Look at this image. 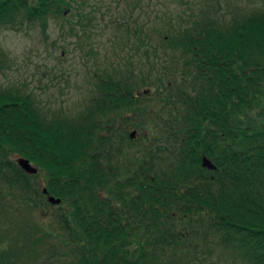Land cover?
Instances as JSON below:
<instances>
[{
	"label": "trees",
	"instance_id": "16d2710c",
	"mask_svg": "<svg viewBox=\"0 0 264 264\" xmlns=\"http://www.w3.org/2000/svg\"><path fill=\"white\" fill-rule=\"evenodd\" d=\"M70 7L69 0H0V28L35 20L45 31L50 16H64ZM78 22L68 27L72 36L82 32ZM161 37L168 59L154 54L150 68L156 77L159 69L177 78L162 84L159 74L156 91L161 111L168 112L164 118L156 111L161 133L172 143L166 155L175 154V160L150 149L153 162H167L163 167L153 170L158 163H146L145 181L120 176L108 165L118 138L106 133L105 123L94 120L84 128L81 123L90 119H47L31 93L0 89V205L9 197L35 203L32 192L45 198L38 187L31 190L32 175L8 158L23 156L46 172L43 186L66 203L55 226L71 232L69 264H157L158 252L191 233L218 234L242 262L264 264V5L222 24L194 17ZM120 69L97 74L96 85L105 86L96 107L101 118L137 107L133 70ZM119 137L131 140L128 134ZM202 155L215 170L201 166ZM115 191L116 202L110 197ZM112 201L125 205V212ZM3 259L0 254V264Z\"/></svg>",
	"mask_w": 264,
	"mask_h": 264
},
{
	"label": "rangeland",
	"instance_id": "374dc122",
	"mask_svg": "<svg viewBox=\"0 0 264 264\" xmlns=\"http://www.w3.org/2000/svg\"><path fill=\"white\" fill-rule=\"evenodd\" d=\"M69 2L71 7L64 16L59 13L48 18L45 31L35 20L16 21L0 28V48L3 50L0 55V89L18 88L31 93L36 108L47 119H70L77 123L82 118L90 119L81 123L84 128L92 125L94 120L105 123L106 133L118 138L111 143L108 165L115 168L120 176L134 174L144 181V175L148 174L143 172L147 169L146 163H158L153 169L157 170L158 166L163 167L164 163L175 160V154L166 155L172 143L167 134L161 133L163 121L156 117V111L163 117L168 112L161 111L164 103L160 100L162 95L156 91L161 85L157 80L159 74H162V84L177 78L159 69L155 71L156 77L150 68L154 54L159 53L163 60L168 59L162 53L166 47L161 36L172 26L189 22L194 17L210 16L222 24L245 15L254 6L264 5V0ZM78 7L85 11L81 16L76 13ZM78 20L82 22V32L78 37L72 36L68 27L70 24L80 26ZM139 27H143L141 32ZM113 67L121 68L118 71L121 73L127 68H130L128 72L133 70V93L144 88H150V91L139 95L135 101V112L115 109L101 118L96 107L105 86L96 85L97 74H113ZM149 70L152 71L150 78ZM133 129L138 132L135 138L120 140L119 136L130 134ZM150 149L165 151L162 155H166L167 162L162 159L153 162L149 156ZM16 157L10 154L8 158L16 162ZM11 170L7 169L6 173L13 175L14 170ZM44 173L40 169L37 175H30L32 191L38 187L43 192L42 187L46 184ZM20 178L17 177L19 181ZM114 193L110 197L116 202L117 191ZM32 196L35 203L26 196L27 201L9 197L0 205V254L5 256L4 264H69L73 247L71 232L64 226H55L58 215L67 210L66 203L61 198L60 203H51L33 192ZM114 202L116 210L125 212V205ZM177 222L185 223L180 218ZM194 243L196 245L193 246ZM158 254L157 264H247L234 250L225 247L218 234L201 238L191 233L187 239L166 247Z\"/></svg>",
	"mask_w": 264,
	"mask_h": 264
},
{
	"label": "water",
	"instance_id": "95a60500",
	"mask_svg": "<svg viewBox=\"0 0 264 264\" xmlns=\"http://www.w3.org/2000/svg\"><path fill=\"white\" fill-rule=\"evenodd\" d=\"M142 92L148 93L149 89H144ZM134 134H135V130H133L131 132V136H134ZM16 162L23 170H25L28 173H36L38 170V168L36 166L32 165V163L25 157H17ZM201 164L204 167L207 166L208 168H211V169L215 168V165L212 163V161L205 156L202 158ZM42 190H43V192L47 193L46 188H43ZM47 199L51 203H60V201H61L60 198H56V197L49 195V194L47 195Z\"/></svg>",
	"mask_w": 264,
	"mask_h": 264
}]
</instances>
